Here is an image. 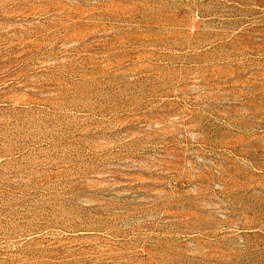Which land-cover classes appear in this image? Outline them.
Segmentation results:
<instances>
[{"label":"rangeland","instance_id":"obj_1","mask_svg":"<svg viewBox=\"0 0 264 264\" xmlns=\"http://www.w3.org/2000/svg\"><path fill=\"white\" fill-rule=\"evenodd\" d=\"M0 264H264V0H0Z\"/></svg>","mask_w":264,"mask_h":264}]
</instances>
